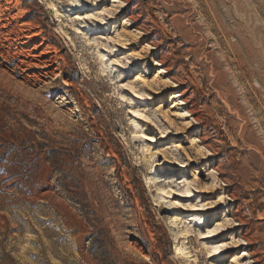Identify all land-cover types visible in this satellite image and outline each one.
Masks as SVG:
<instances>
[{
    "label": "rangeland",
    "instance_id": "obj_1",
    "mask_svg": "<svg viewBox=\"0 0 264 264\" xmlns=\"http://www.w3.org/2000/svg\"><path fill=\"white\" fill-rule=\"evenodd\" d=\"M209 2L0 0V264H264L256 5Z\"/></svg>",
    "mask_w": 264,
    "mask_h": 264
},
{
    "label": "bare ground",
    "instance_id": "obj_2",
    "mask_svg": "<svg viewBox=\"0 0 264 264\" xmlns=\"http://www.w3.org/2000/svg\"><path fill=\"white\" fill-rule=\"evenodd\" d=\"M238 2H240L241 0H237ZM252 1V0H251ZM254 4L256 5L255 7V17H256V22H257V26H256V29L254 27V30L253 31H248L246 30V33L244 31V34L241 35V28L239 29H230L228 26L223 27L225 28V31H226V34L228 35H234L235 37H237V42H236V46L233 44L232 47L233 48H237L239 46V49H236L232 50V56H233V59L235 61V64L237 65V68L240 69L241 66H244L245 65V59L247 60L248 58V54H249V50L247 51L246 50V47H252V50L255 51L254 53H251L252 55V58L255 60L256 62V65L254 66V73H255V78L257 80V83L260 85V89L257 88L255 90V94H256V99H257V106H259V110L261 111H264V99L262 98L263 94H264V0H254ZM209 9H210V13H211V16H215L217 17L218 16V20H219V23H221L220 25H222L223 21H222V15L221 13H219L218 11L215 10L214 6H213V0H210L209 2ZM208 17V16H206ZM209 18V17H208ZM215 19V18H214ZM225 19V18H224ZM237 21H239L238 23H242L244 21H242V18L240 19L239 16H237ZM209 22H210V26H209V30L211 32L214 31V26L212 24V20L209 19ZM218 24V23H217ZM240 24L238 25L240 27ZM255 24V23H254ZM256 25V24H255ZM219 27V26H218ZM245 27V26H243ZM206 28V27H205ZM222 28V27H221ZM248 28V27H247ZM246 29V27H245ZM250 29V28H249ZM220 30V29H219ZM149 31V30H148ZM210 32V34H211ZM249 32V33H248ZM248 33V34H247ZM77 34L74 35V38L71 40L73 43L77 40ZM243 36H246L248 37L247 40L243 39L242 37ZM28 39H30V37H27ZM217 39V38H216ZM234 39V38H233ZM218 41V40H217ZM216 41V43H217ZM91 43V41H90ZM115 49H110V51L113 53ZM47 53V51H46ZM99 54L101 55V52H99ZM101 58V61H104V57H102V55L100 56ZM251 60V59H250ZM249 61V59H248ZM252 61V60H251ZM254 62V63H255ZM23 63V62H22ZM46 65L45 66H48L50 65L49 63H53V64H58L57 60L55 61V59H49L47 60L46 62H44ZM229 64V63H228ZM244 64V65H243ZM27 66V65H26ZM53 66V65H52ZM104 66V64H103ZM27 67H30L29 65ZM48 67H51L48 66ZM227 67V66H226ZM230 67V66H229ZM249 79V78H248ZM178 83H182L181 80L179 81L178 80ZM183 96V95H182ZM245 96V95H244ZM137 99V98H135ZM139 102L140 104H143V103H146V101L144 99H139ZM256 103V102H255ZM134 113L136 114V116L138 117H142L143 115L139 114L138 111H134ZM132 120V123L130 124L131 127H136L139 125V123L137 122V120H139L138 118H133L131 119ZM146 130H150V128L147 126V125H144L142 131H146ZM137 133L138 132H135L133 134V138H136V139H140V138H143V134L141 135L142 137H139L137 136ZM141 133V132H140ZM139 135V134H138ZM145 139H147L146 137H144ZM148 140V139H147ZM147 140H141V142L143 143L142 146H140V148H142L144 150V148H147V152L150 151V149H148L149 147V143H147L148 141ZM151 140V139H150ZM154 142V139H152V143ZM144 151V152H146ZM151 158V157H150ZM149 171H148V176L149 177H156V178H160V176H163V175H170L173 171L172 170H166V169H161L160 172H158L156 169H154V167L152 165H149L148 167ZM155 183V182H154ZM156 184V187L157 186H160V184H162V182H158V183H155ZM162 186V185H161ZM189 187V186H188ZM167 199H171V194L170 193H167ZM189 194H192V193H189ZM46 197V196H45ZM209 210V209H208ZM195 211H198L196 209H194V212ZM164 212H168L169 214L171 213L173 215V217H178L179 215H183V213L179 212L178 209H176L175 207L173 206H170V208H168V210H165ZM188 219H190L189 221L191 223H193L192 225L197 229L198 227L200 226H203L205 223L207 224L206 221V217H200L199 215H187ZM193 219V220H192ZM4 222V221H3ZM181 220H177L175 222V224L178 226V230L179 232L177 234L179 235H185L187 237L188 240H190L193 235L192 233L194 232L193 231V228L192 227H188V229L186 230H182L180 228V225H181ZM200 237H202L201 239L202 240H210L213 238V233L212 232H209V233H200L199 234ZM219 253V249L218 248H214L212 251H210V253H208L212 258L215 257L216 254Z\"/></svg>",
    "mask_w": 264,
    "mask_h": 264
}]
</instances>
